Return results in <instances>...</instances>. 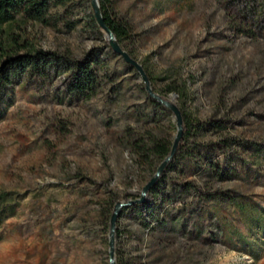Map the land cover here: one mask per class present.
I'll list each match as a JSON object with an SVG mask.
<instances>
[{
  "label": "rangeland",
  "instance_id": "obj_1",
  "mask_svg": "<svg viewBox=\"0 0 264 264\" xmlns=\"http://www.w3.org/2000/svg\"><path fill=\"white\" fill-rule=\"evenodd\" d=\"M112 3L133 29L122 50L158 78L151 89L186 83L183 101L176 93L166 100L194 121L226 123V131L198 140L235 141L228 156L204 154L201 170L184 162L170 175L197 189L172 202L158 199L155 216L164 221L146 219L150 232L121 209L114 251L123 264H264V152L256 150L264 148V0ZM85 12L77 0L67 22H30L23 34L37 49L96 55L103 88L83 101L66 93L65 77L26 76L0 97V264H109L110 223L105 228L100 219L106 192L125 204L152 179L123 147L125 132H160L172 143L176 137L170 110L158 125L148 119L142 77L108 51L106 35L88 31ZM211 159L225 172L220 181L205 169ZM166 188L160 196L171 194ZM198 191L211 196L199 200ZM146 200L158 204L151 194Z\"/></svg>",
  "mask_w": 264,
  "mask_h": 264
},
{
  "label": "trees",
  "instance_id": "obj_2",
  "mask_svg": "<svg viewBox=\"0 0 264 264\" xmlns=\"http://www.w3.org/2000/svg\"><path fill=\"white\" fill-rule=\"evenodd\" d=\"M75 1L77 0H0V97H3L13 84L26 76L31 79L37 78L41 80H48L51 76L65 77L66 93L83 101L91 100L103 88L106 79L98 74L97 66L99 60L96 55L87 54L81 59H73L56 52L37 49L23 34L25 31L24 27L30 22L51 27L64 20L67 22L66 14L68 8ZM80 1H83L86 10L84 14L86 28L91 33L103 38L105 33L97 26L90 6V0ZM98 2L105 26L114 35L119 46L126 39L133 37L132 26L115 15L112 0H98ZM16 30L19 32H16ZM104 45L110 53H113L107 40L104 41ZM127 54L133 59L130 52H127ZM142 68L150 84L158 79L152 75L146 66ZM186 89V83L181 85L168 84L159 92L154 91V93L164 100L169 94L176 93L178 98L183 101ZM148 102L152 109L148 119L158 125L160 117L168 114V109L150 96H148ZM179 110L183 129L181 140L173 158L168 162L159 180L147 191L144 200L139 203H135V201L139 200L140 197L131 200L133 203L123 207V211L121 210L122 212L131 210L136 217L140 218V223L144 229L149 230V232L151 229H149L150 225L145 222L146 219L160 224L163 223V219L155 216L156 210L160 207L159 201L171 199L170 201L172 202L177 194L188 195L193 189H197L190 183H175L170 175L174 172H179L184 162H192L197 170H201L198 161L201 160L204 154L218 151L220 154L228 156L229 152H232L235 143L233 139L229 138H221L211 144L200 142L198 137L204 133L212 132L217 134L226 131L225 121H194L183 110ZM122 145L130 153L136 165L150 171L151 178L155 175L158 166L170 155L173 143L164 139L160 132L152 134L144 130L136 134L132 131H126ZM256 150L264 152V148ZM215 160H208L207 164L205 163V169L207 168V173L210 177L220 181L225 172L220 162ZM162 184L167 187L166 189L169 193L171 192L166 197L160 196L158 190ZM106 194L107 199L104 206L101 207L100 219L103 221L105 228H108L112 210L119 199L112 191H108ZM148 194H151L158 204L148 203L146 200ZM198 195L199 200L204 199L203 201L211 196L200 191H198ZM5 197V195L0 196V207H2ZM158 199L160 200L158 201ZM2 211H4L3 207L0 211V220L2 219ZM118 233L116 231V235ZM115 253L117 264H123L122 254L119 250H116Z\"/></svg>",
  "mask_w": 264,
  "mask_h": 264
},
{
  "label": "water",
  "instance_id": "obj_3",
  "mask_svg": "<svg viewBox=\"0 0 264 264\" xmlns=\"http://www.w3.org/2000/svg\"><path fill=\"white\" fill-rule=\"evenodd\" d=\"M90 5L91 8L93 10L94 13V18L96 20L97 26L99 28H101L103 30V32L105 33L106 37H107V41L113 51L114 54L122 57V59L129 64L130 66H132L138 73L139 75L142 77V81L145 84V89L148 92V94L150 95L151 98H153L154 100L158 101L159 103H161L164 107H166L168 110H170L172 112V114L175 117V122H176V128H177V133H176V137L174 139L173 145H172V149H171V153L170 155L160 164V166L157 168V171L155 173V175L152 177V179L144 186V188L142 189V193L140 196V199L135 201V203H139L142 202L145 198V195L147 193V191L154 185V183L157 181V179L159 178V176L162 174V172L164 171L165 167L167 166L168 162L173 158L176 149L178 147V144L181 140L182 137V129H183V123H182V117H181V113L179 108L174 104L171 103L168 100H164L162 99L160 96H158L156 93H154V91L151 89L150 86V82L142 68V66L136 62L134 59H132L129 54H127V52H125L124 50H122V48L119 46V44L116 42L114 35L111 33V31L105 26L104 20L102 18L100 9H99V2L98 0H90ZM173 98H176L177 95L173 94L172 95ZM133 202L129 201L125 204L123 203H117L114 207V212L111 216V220H110V233H109V264H115L114 261V255H115V251H114V241H115V225L118 219V215L121 211V209L125 206H129L131 205Z\"/></svg>",
  "mask_w": 264,
  "mask_h": 264
}]
</instances>
